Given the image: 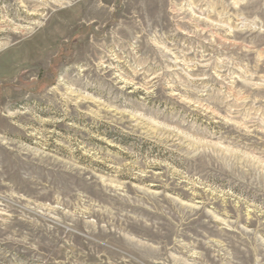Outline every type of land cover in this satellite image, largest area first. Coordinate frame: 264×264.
<instances>
[{
	"label": "rangeland",
	"instance_id": "374dc122",
	"mask_svg": "<svg viewBox=\"0 0 264 264\" xmlns=\"http://www.w3.org/2000/svg\"><path fill=\"white\" fill-rule=\"evenodd\" d=\"M0 264H264V0H0Z\"/></svg>",
	"mask_w": 264,
	"mask_h": 264
}]
</instances>
